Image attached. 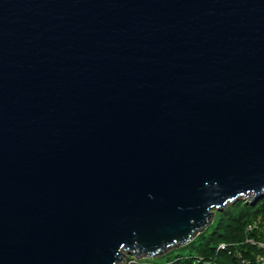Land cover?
Masks as SVG:
<instances>
[{"label":"water","instance_id":"water-1","mask_svg":"<svg viewBox=\"0 0 264 264\" xmlns=\"http://www.w3.org/2000/svg\"><path fill=\"white\" fill-rule=\"evenodd\" d=\"M264 193V0H0V264H121Z\"/></svg>","mask_w":264,"mask_h":264},{"label":"trees","instance_id":"trees-1","mask_svg":"<svg viewBox=\"0 0 264 264\" xmlns=\"http://www.w3.org/2000/svg\"><path fill=\"white\" fill-rule=\"evenodd\" d=\"M241 212L237 216H224L216 214L212 226L209 228L210 233L207 235H198L191 244L193 245L200 237L204 242L199 245L196 254L191 259H178L170 262L169 264H196V257L203 258L209 264H260L256 258L259 254L263 255L261 251L246 244L248 239H256L264 241V233H256L255 230L248 232L247 226L253 225L252 221L261 217L263 223L261 224L262 231L264 232V203L256 206L242 205ZM220 215V217H218ZM208 229V230H209ZM224 244L225 249L218 251V247ZM193 250L195 246H191ZM240 254V256H238ZM202 263V262H201ZM200 263V264H201ZM132 264H156L151 261H134Z\"/></svg>","mask_w":264,"mask_h":264},{"label":"rangeland","instance_id":"rangeland-1","mask_svg":"<svg viewBox=\"0 0 264 264\" xmlns=\"http://www.w3.org/2000/svg\"><path fill=\"white\" fill-rule=\"evenodd\" d=\"M264 203V193H262V197L257 201V202H252L251 200H247L245 197L238 199L237 201L230 203L228 205H226L223 208H220L218 210L213 211L214 212V218L212 221V224L215 220V216L216 214H221V217L224 216H237L240 212H241V207L242 205L247 206V205H252V206H256V205H260ZM220 217V215L218 216ZM263 219L261 217H257L252 221V224L255 227V231L256 233L260 234V233H264L261 227V224L263 223L262 221ZM212 224H210L202 233L201 235H207V233H210V227L212 226ZM209 229V230H208ZM200 235V234H199ZM202 236V237H203ZM200 237V241L198 240L196 243H194L191 246H195L196 249L193 250L191 248V246H183L177 249H173L171 251H169L166 254H163L161 256H158L157 258L154 259H143L140 261H144V260H148L151 261L152 263H156V264H169L172 261L178 260V259H191L193 255L196 254V250L199 247V245H201L202 242H204L203 238ZM191 244V243H190ZM134 261H137L131 254L127 255L126 258L124 259V261L121 264H132L134 263ZM139 262V261H137Z\"/></svg>","mask_w":264,"mask_h":264},{"label":"built area","instance_id":"built-area-1","mask_svg":"<svg viewBox=\"0 0 264 264\" xmlns=\"http://www.w3.org/2000/svg\"><path fill=\"white\" fill-rule=\"evenodd\" d=\"M248 232H251V231H253V230H255V227H254V225H248L247 226V229H246ZM246 242V244H248V245H250V246H252V247H255L256 249H258L259 251H261L262 253H263V255H261V254H259L258 256H257V258H256V260L260 263V264H264V241H260V240H256V239H248V240H246L245 241ZM226 247H225V245L224 244H222V245H220L219 247H218V251H222V250H224ZM238 256H240V254H238ZM196 264H200L201 262V264H203V258H201V257H196ZM205 264H209V263H207V262H205Z\"/></svg>","mask_w":264,"mask_h":264}]
</instances>
